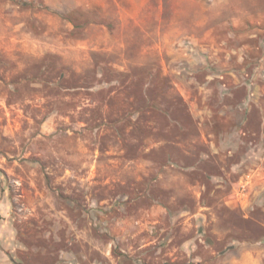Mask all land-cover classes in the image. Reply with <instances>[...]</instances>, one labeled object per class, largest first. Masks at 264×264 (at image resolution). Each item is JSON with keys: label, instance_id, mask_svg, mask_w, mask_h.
Segmentation results:
<instances>
[{"label": "rangeland", "instance_id": "1", "mask_svg": "<svg viewBox=\"0 0 264 264\" xmlns=\"http://www.w3.org/2000/svg\"><path fill=\"white\" fill-rule=\"evenodd\" d=\"M0 264H264V0H0Z\"/></svg>", "mask_w": 264, "mask_h": 264}]
</instances>
